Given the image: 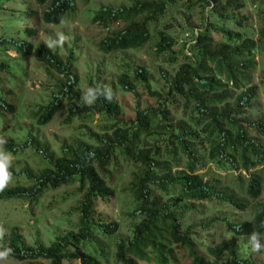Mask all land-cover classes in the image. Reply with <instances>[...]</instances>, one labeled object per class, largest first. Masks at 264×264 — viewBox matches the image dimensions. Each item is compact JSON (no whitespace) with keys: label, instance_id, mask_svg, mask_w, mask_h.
<instances>
[{"label":"trees","instance_id":"trees-1","mask_svg":"<svg viewBox=\"0 0 264 264\" xmlns=\"http://www.w3.org/2000/svg\"><path fill=\"white\" fill-rule=\"evenodd\" d=\"M35 1L43 7L47 5L42 21L55 26L75 5L74 0ZM172 1L132 0L129 6L99 7L91 17L92 24L107 32L98 44L99 52L143 48L150 39L149 26L166 14ZM195 1L210 7L209 15L226 21L235 18L234 13L244 7L240 0ZM3 3L7 1H0V11L4 12ZM15 13L5 22V27L13 31L0 33V73L13 80L22 78L24 71L15 61L32 56L58 77L48 103L32 114L36 125L48 124L65 104V121L77 114L98 115L111 124L103 128L101 136L90 134V142L95 146L81 140L64 143L57 156L40 146L30 133L22 144L5 140L7 153L16 155L29 149L42 167L33 174L16 173L8 165L11 176L0 189V202L22 201L32 207L46 191L73 186L76 189L72 194L80 197L72 209L77 219L75 232L56 236L48 246L38 242L24 246L13 228L0 246V252L8 251L5 258L27 264H103L109 253L101 240L111 239L118 225L97 213L96 204L113 196L107 181L111 178L108 168L119 153L136 167L128 189L132 208L126 215L137 223L129 239L114 240V264H257L249 255L251 243L245 240L255 233L264 248V119L250 122L246 111L252 108L257 95L256 88L249 84V76L256 67L251 54L257 42L264 44V25L257 42L230 31L221 33L224 40L217 42L210 36V24L205 18L203 31L185 33L189 38L181 43L182 61L170 53L175 41L160 32L155 55L167 54L173 68L170 78L163 76V95L150 91L147 70L137 67L131 74H122L117 87L89 82L92 95L87 91L83 96L73 72L72 52L62 60L47 45L35 44L36 31L27 25L33 16L31 11L26 8L12 14ZM246 21L241 16L235 24L241 28ZM9 50L17 55L10 61L6 60ZM108 89L112 92L110 99L106 96ZM117 89L138 101L146 100L134 105L131 120H122L123 106L117 101ZM138 89L144 90L145 95L138 94ZM3 108L14 112L0 92V119L4 117ZM179 112L180 118L176 119ZM206 163L238 174L232 176L231 182L216 178L204 181L198 171ZM249 199L253 204L248 203ZM204 202L247 212L250 218L235 223L227 217H215L195 225L192 219L200 217V205ZM218 223L224 225L229 240L209 246L203 239H196L198 231L210 234ZM201 246H205L204 255Z\"/></svg>","mask_w":264,"mask_h":264},{"label":"rangeland","instance_id":"rangeland-1","mask_svg":"<svg viewBox=\"0 0 264 264\" xmlns=\"http://www.w3.org/2000/svg\"><path fill=\"white\" fill-rule=\"evenodd\" d=\"M3 1V0H0ZM5 1V0H4ZM1 6L6 10L0 11V33H9L12 28L7 29L5 22L15 11H24L26 8L31 11V22L29 28L36 31L33 41L35 44L49 45L63 37L58 44L49 47L51 51H57L58 56L65 60L70 52L75 59L73 72L79 79V89L83 96L88 90V83L97 81L104 86H116L119 78L124 73H132L137 67L147 70L150 80V91L162 93L166 85L163 76L172 75L173 68L169 65L168 55H155V46L158 42V33L162 32L175 41V45L170 53L177 61H182V41L183 35L191 31H203L208 18L210 24V36L217 42L223 41L221 33L225 31L238 32L246 38L258 41V34L264 25V0H240L244 7L237 16L231 17V21L222 20L216 16L209 15L210 7L200 4L195 0H173L167 7L166 14L159 18L157 22L149 26V42L143 48L134 51L104 54L99 52L98 44L105 38L106 31L100 26L91 23L92 13L99 7L129 6L132 0H74L75 5L71 13L62 21L60 25L45 24L41 15L46 10V6L38 5L35 0H6ZM9 10V12H8ZM241 16L247 18L241 28L235 24V19ZM26 24V23H25ZM24 24V25H25ZM26 25V26H27ZM5 28V29H4ZM215 31V32H214ZM263 43L257 42V48L252 52L251 57L256 65L255 70L249 76V84L256 88L257 95L252 102V108L246 111V119L253 122L264 119V48ZM10 59L17 55L14 51L6 52ZM16 60V59H15ZM24 71L22 78L13 80L0 73V92L5 101L14 107V112L3 108L4 117L0 119V154L5 151V140L11 139L14 144H22L28 133L35 138L40 146L46 147L49 153L57 156L59 147L64 143H72L81 140L92 146L90 134L103 135V128L111 123L105 122L98 115L85 117L77 114L69 121H65L68 105H63L54 115L52 120L43 127L36 125L32 114L36 113L39 106H45L49 97L54 93V84L58 79L56 74L47 71L41 64L37 63L32 56H28L21 61H15ZM176 67V66H175ZM117 87V86H116ZM141 87V86H137ZM138 94L145 95L144 90L138 89ZM143 97V96H142ZM154 100V99H152ZM117 101L123 106V121L132 119L134 105L139 102L143 104L145 98L138 99L129 94L120 92L117 89ZM153 102H150L152 105ZM176 119L180 118V112L176 113ZM5 128V129H4ZM9 155L7 165L11 166L16 173L29 171L36 174L42 167L37 157L31 150L27 149L18 152L16 155ZM115 163H111L109 171L111 178L108 179L113 196L107 202H97V213H100L107 221L116 222L118 230L111 239L101 240L105 246L108 258L103 259V264H114V240L129 239L133 226L137 221H133L126 213L132 208V199L128 192L132 181V173L136 172V167L125 161L117 153ZM179 170L183 167L181 163ZM181 167V168H180ZM203 175L204 181L220 179L231 182L232 175L228 170H218L214 164L206 163L198 171ZM76 186L61 188L56 191H46L39 202L30 207L27 202L12 201L0 202V246L6 242L13 228L21 236L24 246H32L34 242L48 246L58 235L68 232H75L77 223L76 214L72 209L80 201V197L74 195ZM264 201V192L261 196ZM212 203H201L200 217L193 218V224H198L202 220H209L215 217H227L232 222L240 223L248 220L250 214L247 212H237L226 205H216ZM248 203L253 204L249 199ZM218 206V208H216ZM223 224L218 223L210 234H201L198 231L196 239H203L204 243L213 246L223 240H229ZM240 241V238L239 240ZM250 242L246 239L245 242ZM205 246H201V253L204 255ZM249 255L257 264H264V248L254 249L251 244ZM180 260L178 259V262ZM46 264L40 262V264ZM0 264H27L18 263L12 259L0 258ZM63 264H79L70 261ZM179 264H183L180 262Z\"/></svg>","mask_w":264,"mask_h":264},{"label":"clouds","instance_id":"clouds-1","mask_svg":"<svg viewBox=\"0 0 264 264\" xmlns=\"http://www.w3.org/2000/svg\"><path fill=\"white\" fill-rule=\"evenodd\" d=\"M63 40V37H60L59 40L55 41V42H50L49 43V47H52L53 44H58ZM88 94L89 96L92 95V89L88 88ZM112 95L111 89H108L106 92V96L110 99ZM94 99V97H92ZM91 101H89L90 103ZM9 159V155L7 153H3L0 154V189H2L5 184L8 182V180L10 179L11 174L7 171V161ZM250 242L252 244V247L254 249L256 248H260L261 245L257 240V235L255 233H253V235L250 238ZM8 255V251H4V252H0V258L6 257Z\"/></svg>","mask_w":264,"mask_h":264},{"label":"built area","instance_id":"built-area-1","mask_svg":"<svg viewBox=\"0 0 264 264\" xmlns=\"http://www.w3.org/2000/svg\"><path fill=\"white\" fill-rule=\"evenodd\" d=\"M189 38V35L188 34H185V35H183V41L186 39H188Z\"/></svg>","mask_w":264,"mask_h":264}]
</instances>
